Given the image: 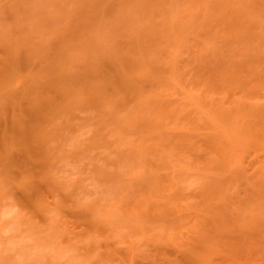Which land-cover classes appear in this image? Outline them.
<instances>
[{
  "label": "rangeland",
  "instance_id": "obj_1",
  "mask_svg": "<svg viewBox=\"0 0 264 264\" xmlns=\"http://www.w3.org/2000/svg\"><path fill=\"white\" fill-rule=\"evenodd\" d=\"M262 254L264 0H0V264Z\"/></svg>",
  "mask_w": 264,
  "mask_h": 264
},
{
  "label": "bare ground",
  "instance_id": "obj_2",
  "mask_svg": "<svg viewBox=\"0 0 264 264\" xmlns=\"http://www.w3.org/2000/svg\"><path fill=\"white\" fill-rule=\"evenodd\" d=\"M225 9H226V7H224ZM223 8V9H224ZM33 101H35V99H32ZM31 100V101H32ZM43 101H45V100H43ZM42 101V103L44 104V103H46V101L45 102H43ZM50 100H49V98H48V101L47 102H49ZM52 101V100H51ZM54 102V101H53ZM39 103V104H38ZM50 103V102H49ZM37 104V105H36ZM41 105V103H40V101H38L37 103H35V104H33V106L34 107H32V108H34V109H36V108H38L39 106ZM253 114H254V112H253ZM250 116V115H249ZM254 116V115H253ZM256 116V115H255ZM17 127H18V130L20 129V130H24V128H23V126H20V125H16ZM242 126V125H241ZM251 127V126H250ZM22 128V129H21ZM249 129V128H248ZM250 132H251V130H250ZM253 132V131H252ZM171 133V132H170ZM255 133V132H254ZM259 133V132H258ZM242 134H244V133H242ZM247 134V133H246ZM253 134V133H252ZM248 135V134H247ZM257 135V134H256ZM253 137H255V136H253ZM258 139V138H257ZM214 142V141H213ZM26 147V146H25ZM31 147V146H30ZM29 148V147H28ZM25 149V148H24ZM33 149V148H32ZM50 149V148H49ZM260 149V148H259ZM259 149H257V150H259ZM28 150V149H27ZM29 151V150H28ZM28 151H26V149H25V153L27 152V153H29V152H31V150L28 152ZM261 151V150H260ZM45 152H46V150H45ZM259 152V151H258ZM26 153V154H27ZM33 152H31V154H32ZM30 154V155H31ZM28 155V154H27ZM36 154H34V156H35ZM29 156V155H28ZM46 156V155H45ZM30 157V156H29ZM31 158H33L32 156H31ZM223 158H224V156H223ZM220 159V158H219ZM220 162V161H219ZM225 162V161H224ZM226 162H227V160H226ZM211 163V162H210ZM221 163V162H220ZM161 165V164H160ZM226 165V164H225ZM222 166V165H221ZM227 166V165H226ZM224 167V166H223ZM185 171V170H184ZM170 172V171H169ZM168 172V173H169ZM185 172H187V171H185ZM174 173V172H173ZM178 173V172H177ZM182 173V172H181ZM184 173V172H183ZM170 175V174H169ZM175 175V174H174ZM228 176V175H227ZM166 178L168 179V177L166 176ZM170 179V178H169ZM257 180L259 179V178H256ZM256 179H254V182L255 181H257ZM164 180H166V179H164ZM260 180V179H259ZM168 181V180H167ZM226 181H227V179H226ZM228 182V181H227ZM230 183H233V182H230ZM247 183V182H246ZM249 183V182H248ZM256 184V183H255ZM255 184L253 183V185L255 186ZM248 185H250V184H248ZM257 185H258V183L256 184V187H257ZM229 186H232L231 184H229ZM224 188H226V187H224ZM230 188V187H229ZM252 189V188H251ZM225 190V189H224ZM224 190H221L220 192H222V191H224ZM254 190V189H253ZM211 192H213V191H211ZM219 192V193H220ZM235 192V191H234ZM210 193V192H209ZM216 193V192H215ZM214 193V194H215ZM218 193V192H217ZM253 193H255V192H253ZM207 194V193H206ZM205 194V195H206ZM224 194H226V193H224ZM228 194V193H227ZM220 195H222V193L220 194ZM212 197V196H211ZM219 197V196H218ZM214 198V197H213ZM225 198H226V195H225ZM220 201H222V200H220ZM216 202V201H215ZM226 202V201H225ZM219 204H222V202H218ZM224 203V202H223ZM227 203V202H226ZM211 207H212V204L210 205ZM211 207L209 208L210 210H211ZM212 210H215V207H213V209ZM258 248H256V250H257ZM261 249V248H260ZM258 251H256V253H257ZM261 252H262V250H261ZM232 254V253H231ZM248 254V253H247ZM259 255V254H258ZM262 255H264V254H262ZM230 256H233V255H230ZM256 256H257V254H256ZM260 257H262V256H260ZM259 257V258H260ZM227 258H228V256H227ZM230 258V257H229ZM262 259H264V258H262ZM234 261V260H233ZM235 261H236V259H235ZM234 261V262H235ZM238 262V261H237ZM237 262H235L234 264H236ZM243 264H245L244 262H242ZM232 264V263H231ZM237 264H239V263H237Z\"/></svg>",
  "mask_w": 264,
  "mask_h": 264
}]
</instances>
